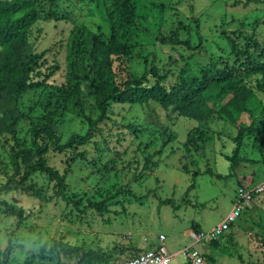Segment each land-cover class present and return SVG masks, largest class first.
Segmentation results:
<instances>
[{
    "label": "rangeland",
    "instance_id": "rangeland-1",
    "mask_svg": "<svg viewBox=\"0 0 264 264\" xmlns=\"http://www.w3.org/2000/svg\"><path fill=\"white\" fill-rule=\"evenodd\" d=\"M138 4L139 15L145 17L140 20L141 33L137 39L140 53L154 54L159 65L170 57L178 59L182 55L193 69L196 63H207L210 55L227 54L228 49L220 48L224 47L219 39L224 30L255 33L264 40V0H138ZM55 7L56 21H41L33 27L31 49L38 53L47 51L45 66L51 70L46 73H54L49 82L62 85L71 29L81 27L106 39L111 19L109 5L102 6L93 0H57ZM191 19L199 21L204 39L200 48L163 47L155 41L160 25L169 30L181 24L192 25ZM131 69L142 73V62L135 60ZM42 91L28 92L17 105L20 114L27 119L17 121L12 129L17 138L26 141V148L30 147L31 140L29 120L47 114L43 106L51 102L47 92ZM263 109L264 94L256 91L249 105L254 115V130L244 136L239 154L244 162L237 176L226 180L221 176L229 173L230 164L220 158L221 142L211 141L205 145L187 142L189 133L199 124L183 117L168 118L160 108L157 120L150 124L143 107L112 104L107 113L110 121L103 126L104 136L112 122L134 124L143 132L123 144L113 138L110 147H117L120 152H109L100 136H96L88 145L76 149V153L85 156L73 162H68L73 157L70 149L50 151L49 165L66 175L64 195L69 204L55 197V182L39 173H35L31 181L39 191V198L21 191H1L0 202L11 209L21 207L26 215L16 230V219L0 211V249L10 248L6 259L2 260H6V264H74L71 257L58 254L53 246L55 240L70 247L113 251L114 258L123 261L134 255V249L135 252L147 250L162 235L165 237L163 246L172 258L170 264H190L178 254L188 248L204 258L212 254L215 264H264V197L255 199L251 208L245 209L241 219L218 240L220 249H214L208 240L196 244L190 237V233H195L194 224L198 228L196 234L209 235L237 203L238 190L264 180V166L258 152L260 146L264 148L260 117ZM88 113L92 114V119L97 118L94 111ZM251 120L247 113L242 115L245 124ZM11 122L0 110V188L13 174V134L3 128V124ZM210 126L221 133L222 138L239 133V127L223 121ZM86 131V123L70 113L60 119L57 126L60 144L72 134L84 135ZM119 131L121 129H111L110 134L116 136ZM146 159L153 164L143 169ZM104 166L109 171L103 169ZM125 191L131 195H126ZM165 200L170 201V205L163 204ZM103 201L108 207L103 216L94 210L83 211L91 203ZM228 240L232 246L227 244Z\"/></svg>",
    "mask_w": 264,
    "mask_h": 264
},
{
    "label": "trees",
    "instance_id": "trees-1",
    "mask_svg": "<svg viewBox=\"0 0 264 264\" xmlns=\"http://www.w3.org/2000/svg\"><path fill=\"white\" fill-rule=\"evenodd\" d=\"M56 1L0 0V110L12 121L10 124H3V128L13 134L14 140L11 155L13 174L0 188V192L21 191L29 197L39 198V191L31 184L32 176L39 173L55 182V197L69 204L70 201L64 195L66 175L59 174L49 165L50 151L63 152L70 149L73 157L68 162H73L74 159L85 156L76 153V149L88 145L96 136H100L109 152H120L116 150L117 147H110L113 138L118 144H123L143 132L134 124L118 125L112 122L104 136L103 126L110 121L107 113L112 104L143 107L150 124L157 120L158 108L168 118L183 117L199 124V127L191 130L187 142L191 145H197L198 142L202 145L211 141L221 142L220 158L230 164L229 173L221 177L227 180L237 176L244 162L239 158L244 136L254 130V115L250 112L249 105L255 98L256 91L264 94V40L261 41L255 33L224 30L219 36L224 47H219L228 49L227 54L210 55L207 63H196L193 69L182 55L178 59L170 57L165 64L159 65L154 54L143 55L138 47L140 20L145 19L139 15L138 0H93L102 6L109 5L110 34L104 39L81 27H73L67 42L65 82L55 85L49 82L54 73H46L51 70L45 66L44 56L47 51H33L31 38L33 27L39 22L57 20ZM162 8L160 5V11ZM192 23L194 27L181 24L169 30L160 25L155 41L163 47L200 48L204 39L200 34L199 21L192 20ZM135 60H140L143 64L140 74L131 69ZM40 89L47 92L52 103L43 106L47 114L29 120L31 140L30 147L26 148V141L17 138L12 129L17 121L26 117L20 114L17 105L25 94ZM89 109L96 113V119L91 118ZM67 113L84 121L87 131L84 135L72 134L64 144H60L57 126ZM245 113L252 119L248 125L242 121ZM260 117L263 121L261 130H264V109ZM218 121L239 127L237 136L222 138L221 133L215 132L210 126ZM201 127L204 128L199 129ZM111 129L121 131L113 136L110 134ZM210 131L211 135L208 133ZM257 140L260 141L258 138ZM258 152L264 166V148L260 146ZM150 164L153 163L146 159L143 169H147ZM107 166L103 169L109 171ZM141 176L140 172L138 177ZM16 177L19 179L16 180ZM124 193L131 195L129 191ZM257 198L259 197L255 199ZM170 203L163 201V204ZM0 206L2 213H8L16 219L15 228L18 230L21 222L26 219L24 210L21 207L11 209L4 202H0ZM107 208L106 201H103L91 203L83 211L94 210L103 216L108 212ZM192 226L195 233L198 232L197 225ZM218 240L210 242V246L220 249ZM53 244L58 254L61 253L64 258L71 257L75 260L74 264L124 262L114 258L113 251L70 247L55 240ZM227 244L232 246L230 240ZM154 246L152 244L150 248ZM224 249L227 250V247ZM135 250L134 255L125 260L144 252ZM9 251V246L5 251L0 249V264H6V260L2 259H6ZM204 259L207 264H215L212 254L206 255Z\"/></svg>",
    "mask_w": 264,
    "mask_h": 264
},
{
    "label": "built area",
    "instance_id": "built-area-1",
    "mask_svg": "<svg viewBox=\"0 0 264 264\" xmlns=\"http://www.w3.org/2000/svg\"><path fill=\"white\" fill-rule=\"evenodd\" d=\"M262 195H264V180L260 181L253 187L240 188L237 193V203L221 224L215 227L209 235L190 233V237L196 244L203 240H208L209 243L218 240L235 225L245 209L251 208L253 200ZM164 241V236H158L157 243L153 248H150L135 257L124 260L123 264H170L172 258L168 255L166 248L163 246ZM178 254H181V256L190 264H207L203 255L196 250L188 248L180 251Z\"/></svg>",
    "mask_w": 264,
    "mask_h": 264
},
{
    "label": "crops",
    "instance_id": "crops-1",
    "mask_svg": "<svg viewBox=\"0 0 264 264\" xmlns=\"http://www.w3.org/2000/svg\"><path fill=\"white\" fill-rule=\"evenodd\" d=\"M258 183H259V182H258ZM256 184H257V182H256L254 185H256ZM254 185H253V186H254ZM253 186H251V187H253Z\"/></svg>",
    "mask_w": 264,
    "mask_h": 264
}]
</instances>
